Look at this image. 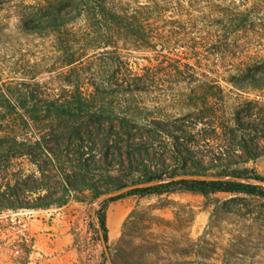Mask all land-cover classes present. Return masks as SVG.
Segmentation results:
<instances>
[{
	"label": "rangeland",
	"instance_id": "374dc122",
	"mask_svg": "<svg viewBox=\"0 0 264 264\" xmlns=\"http://www.w3.org/2000/svg\"><path fill=\"white\" fill-rule=\"evenodd\" d=\"M120 5L131 14L142 11V16L139 15L141 29L134 32L142 42H134V36L122 33L114 38L109 51L115 50L119 58L137 72L159 63L188 64L195 71L184 73L183 78L161 73L154 81L157 88L151 93L121 98L117 107L124 108L130 103L141 108L145 116L172 121L189 111L198 115L195 109L184 106L188 99L198 98L202 93L211 96L217 100L213 114L220 118L218 123L228 128L200 126L197 142L190 147L192 156L205 165L223 163L231 170L247 169L264 179V133L241 129L236 124V119L241 123H256L257 113L264 114V0H121ZM31 6H36V0L0 2V94L18 91L21 84H26L30 89L38 85L42 97H54L71 89L64 84L70 70L63 62L65 45L78 56H85L81 66L74 67L87 69L95 60V40L82 21L68 25L60 33L24 30L25 10ZM231 75H238L237 84L231 82ZM219 99L222 101L218 102ZM253 114L255 116H248ZM13 117L0 108V125L12 121ZM231 130L243 139L246 147L228 134ZM32 133L23 130L21 137L32 140ZM163 146L161 151H164ZM164 153L139 161L154 167L162 156V160L170 162L172 155L169 151ZM93 156L103 161L99 152H94ZM127 165L126 160L124 166L114 168L110 175L122 178ZM35 171L29 158L13 160L7 172L0 171V193L14 185L12 175L23 174L24 181ZM208 174L215 175L216 171ZM103 175V172L96 174L95 183L105 192ZM259 183L264 185V182ZM49 187L59 188L60 185L52 180ZM113 187L109 186L112 191L99 197L90 190L71 192L62 207L24 209L32 213V218L29 240L22 249L34 251V255L19 264H43L49 254L59 249L67 251V263L75 260L76 264H110L105 259L94 216L103 206V198L119 191ZM24 197L21 201L33 200L29 194ZM233 197L170 194L124 198L130 211L119 235L108 236L106 251L116 264H189L190 258L181 256V250L205 236L210 249H216L215 259H220L223 251L233 244L235 250L242 253L243 264H264V222H254L252 216L242 218L216 210L217 202ZM239 197L242 199L239 203L245 206L243 212L252 211L256 221H263L264 200ZM121 202L106 204V226L108 217ZM3 210L8 209L0 208ZM153 239L159 245L156 251L149 250ZM124 241L133 248L132 252L137 245H143V256L134 260ZM124 257L130 262L123 260Z\"/></svg>",
	"mask_w": 264,
	"mask_h": 264
},
{
	"label": "trees",
	"instance_id": "16d2710c",
	"mask_svg": "<svg viewBox=\"0 0 264 264\" xmlns=\"http://www.w3.org/2000/svg\"><path fill=\"white\" fill-rule=\"evenodd\" d=\"M12 1L17 0H0L3 3ZM120 3L121 0H36V6L25 10L27 17L23 20V28L28 32L50 30L60 33L68 25L82 21L87 26L89 35L91 33L94 37L96 55L92 67H74L81 66V60L85 56H78L65 45L63 62L70 70L64 84L71 89L54 97H42L38 85L30 89L26 84H21L18 91L0 94V108L11 118L18 116L0 125V171L7 172L12 161L22 157L29 158L36 168L24 181L23 174L12 175L14 185L0 193V200L3 202L0 208L35 210L51 206L62 207L67 203L71 192L90 190L99 197L112 191L108 189L109 186H114V190H121L128 185L159 181L158 185L135 189L104 200L103 206L94 216L97 219L99 241L103 245V238L105 259L110 264L116 263L111 253L106 251L109 247L104 209L107 203L127 197L191 194L209 198L217 194L232 195L234 197L228 201L217 202L216 210L242 218L252 216V221L264 222V219L256 221L257 217L252 211L244 213L245 206L239 203L242 200L239 196L264 200V185L259 183L264 182V179L260 175L247 169L231 170L229 165L223 163L205 165L192 156L190 147L197 142L196 133L200 126L216 125L221 130L228 128L218 123L221 122L220 118L213 114L216 99L204 93L198 98H190L185 101L184 106L195 109L198 115L189 111L172 121L145 116L141 108L130 103L124 108L117 107V101L120 102L121 98L151 93L157 88L154 81L161 73L176 74V77L183 78L184 73L195 71L188 64L159 63L138 69L137 72L122 61L115 50L109 51L113 47L114 38L122 33L128 37L134 36V42H142L140 36L134 35L135 30L141 29L142 11L128 13ZM230 79L233 84H237L238 75H231ZM248 116L253 117L255 114ZM236 120L238 128L264 133L263 113H257L256 123H241L239 119ZM23 130L33 131L32 140L21 137L24 136L21 134ZM234 133L231 130L228 134L246 147L243 139ZM161 145H164V151H161ZM168 151L172 155L170 162L162 160V156L154 167L139 161L143 157L164 155ZM94 152H99L103 161L95 160ZM124 156L128 161L125 175L122 178L112 177L110 173L114 168L125 165ZM218 160L222 161L220 158ZM211 170H215L216 174L209 175ZM101 172L104 173L102 179L105 192L95 183L96 174L100 175ZM179 175L228 179L173 180ZM130 177L131 181L127 183L126 179ZM52 180L60 187H49ZM25 194H29L33 200L21 201ZM123 227L125 229V224ZM120 241L123 242V239ZM149 244H152L150 251L158 249L156 239ZM127 245L134 260L143 256V245H137L133 252L130 244ZM209 246L205 236H201L191 242L187 249L181 250L180 255L189 257V264L244 263L242 253L235 250L233 244L223 251L220 259H215L216 249H210ZM123 260L130 262L127 257Z\"/></svg>",
	"mask_w": 264,
	"mask_h": 264
},
{
	"label": "built area",
	"instance_id": "2783aa9c",
	"mask_svg": "<svg viewBox=\"0 0 264 264\" xmlns=\"http://www.w3.org/2000/svg\"><path fill=\"white\" fill-rule=\"evenodd\" d=\"M31 218L32 213L24 209L0 211V262L16 259L28 243Z\"/></svg>",
	"mask_w": 264,
	"mask_h": 264
},
{
	"label": "crops",
	"instance_id": "0c3cea01",
	"mask_svg": "<svg viewBox=\"0 0 264 264\" xmlns=\"http://www.w3.org/2000/svg\"><path fill=\"white\" fill-rule=\"evenodd\" d=\"M122 201L120 205H118L114 212L112 213L111 217H108L107 220V229H108V236L110 237L111 234L116 238L119 235L120 228L122 226L123 221L125 220L128 211L130 209L126 206V202L124 199L118 200ZM67 251L65 249H59L53 251L52 254H49V258L47 260L43 261V264H76L75 260H72V263H67L66 260V253ZM69 254L72 255L73 251H69ZM34 255V251L31 250H23L18 253V257L11 261L12 264H19L22 259L27 258L28 261L32 258ZM30 264V263H28Z\"/></svg>",
	"mask_w": 264,
	"mask_h": 264
},
{
	"label": "water",
	"instance_id": "95a60500",
	"mask_svg": "<svg viewBox=\"0 0 264 264\" xmlns=\"http://www.w3.org/2000/svg\"><path fill=\"white\" fill-rule=\"evenodd\" d=\"M227 179L228 178H226V177L225 178H215L212 176H203V175H179L178 177L173 178V180H200V181H214V180H227ZM239 181H242V180H239ZM158 184H160L159 181H151L148 183H138V184H134V185H128L127 187H125V188H123V189H121L115 193L108 194L107 196H105L103 198V200L119 196L121 194H124L126 192H129V191H132L135 189L149 188V187H152V186H155ZM102 243H103V245H105L103 238H102Z\"/></svg>",
	"mask_w": 264,
	"mask_h": 264
}]
</instances>
